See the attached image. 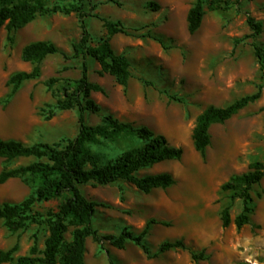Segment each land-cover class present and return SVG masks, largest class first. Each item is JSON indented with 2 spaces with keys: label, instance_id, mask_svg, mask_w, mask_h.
Here are the masks:
<instances>
[{
  "label": "rangeland",
  "instance_id": "1",
  "mask_svg": "<svg viewBox=\"0 0 264 264\" xmlns=\"http://www.w3.org/2000/svg\"><path fill=\"white\" fill-rule=\"evenodd\" d=\"M74 0H48L49 6H69ZM118 2V3H116ZM195 0H86V22L94 44L108 36L97 14L121 20L130 35L111 37L116 52L131 62L132 77L127 88L114 76L101 74L92 57H73V42L82 33L78 14L39 15L19 29L11 42L5 28L0 31V137L26 144L56 142L74 137L79 130V109L59 110L63 88L82 77L83 62L89 66V80L102 86L91 96L100 105L99 112L87 111V123H101L107 113L122 121L146 125L169 142L184 149L183 157L166 160L138 172L139 176L172 173L176 183L168 188L144 193L132 183L121 180L107 185L82 186L88 199L99 206L94 226L102 235H117L125 227L139 233L155 219L148 235L152 252L166 240L183 239L208 258L199 264H264V179L252 189V222L238 229L234 222L222 226V209L230 205L231 216L242 211V199H231L232 191L222 185L236 174L248 171L251 162L264 161V87L256 102L224 123L210 127L211 144L206 157L195 149L193 129L197 117L211 105L226 106L235 99L257 91L264 84L260 65L254 54L249 12L264 24V0H233L226 10H210L201 27L188 30L187 13ZM156 38H159L157 40ZM51 40L62 53L47 56L42 73L28 80L7 102L12 86L9 78L34 65L22 58L24 47L34 41ZM264 45V32L258 38ZM56 79L52 87L47 85ZM172 96L179 98L173 99ZM55 111L51 118L46 116ZM138 139L121 137L92 149L106 160L140 145ZM33 157H19L7 163L0 159V174L6 168L27 165ZM32 186L21 178L0 183V202H21ZM68 194L47 202H37L34 211L46 214L57 210ZM72 229V227H71ZM46 227L31 225L26 230L10 231L0 221V251L19 244L16 257L29 253L38 235L39 249L44 248ZM67 237L70 238V232ZM86 264H193L188 250L172 249L148 258L141 247L129 242L119 249L104 241V248L89 237ZM2 264H16V261Z\"/></svg>",
  "mask_w": 264,
  "mask_h": 264
},
{
  "label": "trees",
  "instance_id": "2",
  "mask_svg": "<svg viewBox=\"0 0 264 264\" xmlns=\"http://www.w3.org/2000/svg\"><path fill=\"white\" fill-rule=\"evenodd\" d=\"M48 0H0V31L5 28L8 39L13 42L15 33L33 22L39 15L54 13L70 14L76 12L79 17L82 33L80 38L73 42V57L95 59L101 69V74H110L116 81L127 88L132 77L129 58L115 51L111 44V37L130 32L123 21L113 20L97 14L103 21L108 36L94 44L89 31L85 11L86 0H74L69 6L47 4ZM115 1V0H112ZM233 0H195L187 13L188 30L195 33L202 25L206 8L210 10L229 9ZM118 3V2H116ZM119 4V3H118ZM247 23L252 29L248 38L252 39L254 54L258 60L261 78L264 80V45L258 38L264 32V24L246 12ZM159 40V38H156ZM62 53L59 46L51 40H39L27 44L22 52V58L34 65L30 71L14 73L8 80L12 86L7 95L8 102L21 88L24 82L37 79L41 76L42 61L49 55ZM56 79L47 82L52 87ZM264 84L258 85L257 91L243 95L226 106L211 105L197 117L193 129L195 149L202 157H206L207 148L211 144L210 127L216 123H224L260 99ZM93 91H103L100 84L89 80V66L83 62L82 77L63 88V97L59 98V110L79 109V130L74 137L64 138L56 142H39L26 144L16 139L0 137V159L9 163L19 157H33L35 161L13 168H6L0 174V183L11 178H21L32 186V191L21 202H0V221L12 232L26 230L31 225L44 226L48 235L44 240V248L39 249L38 235H34V243L29 253L15 256L19 244L15 243L8 250L0 251V264L16 261V264H86L87 239L94 241L104 248V241L119 249L126 248L129 242H134L142 248L148 258L172 249L188 250L193 264L207 259L205 250L197 251L192 245H187L183 239L166 240L162 242L157 252H152L148 243V235L155 219L149 220L143 230L134 232L131 227L125 226L117 235H102L94 226V218L99 206L103 203L87 198L82 186L107 185L121 180L128 181L144 193L154 189L168 188L176 183L172 173L161 172L139 176L138 172L152 167L166 160H180L184 155L181 146L172 145L167 136L155 133L146 125H136L133 122L122 121L111 113L103 116L101 123L92 125L87 123V111L99 112L101 105L92 98ZM173 99L179 98L172 96ZM55 111L46 116L51 118ZM121 137L138 139L140 145L128 149L116 158L106 160L104 156L92 149V145H103L107 141H115ZM264 179V161L256 160L250 163L249 169L236 174L222 185L223 191H232L231 199L240 198L243 202L242 211L232 219L231 206L222 209L221 220L223 227H229L232 222L238 229L252 222L254 212V198L252 189ZM68 196L59 205L57 210H50L46 214L34 211L37 202H47L64 195ZM72 227V229H71ZM70 232V238L67 233ZM115 264L114 261L111 262Z\"/></svg>",
  "mask_w": 264,
  "mask_h": 264
},
{
  "label": "crops",
  "instance_id": "3",
  "mask_svg": "<svg viewBox=\"0 0 264 264\" xmlns=\"http://www.w3.org/2000/svg\"><path fill=\"white\" fill-rule=\"evenodd\" d=\"M2 138V137H1ZM3 139H5V138H3Z\"/></svg>",
  "mask_w": 264,
  "mask_h": 264
}]
</instances>
